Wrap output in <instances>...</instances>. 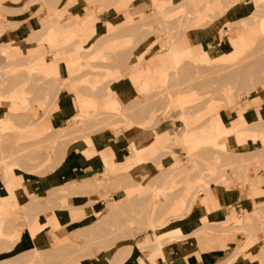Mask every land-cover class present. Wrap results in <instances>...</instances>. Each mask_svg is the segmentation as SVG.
I'll list each match as a JSON object with an SVG mask.
<instances>
[{"label":"rangeland","instance_id":"obj_1","mask_svg":"<svg viewBox=\"0 0 264 264\" xmlns=\"http://www.w3.org/2000/svg\"><path fill=\"white\" fill-rule=\"evenodd\" d=\"M207 1L211 0H81L80 11L92 15L89 27V15L73 20L62 12L66 0H60L55 9H50L56 6L54 1L41 0L48 14L38 30L25 40L0 42L3 185L2 172L8 168L15 187L21 185L24 175L54 170L75 141L92 148L94 143L101 146L103 140L113 137L121 140V145L127 144L129 151L125 159L122 148V156L113 161H126L106 166L103 174L33 196L20 207L14 202L5 204L0 238L8 245L0 251V264H94L91 261L96 257L100 258L95 264H118L122 258L119 264H123L133 249L140 264H151L164 242L185 236V228L180 226L163 230L182 219L211 183L228 192L233 187L247 189L252 200L239 215L232 211L214 228H202L231 240V255L216 264H264V198L259 190L264 179L257 172L258 168L264 171V118L252 124L242 120L246 109L264 100V0H231L237 1L231 6H226L228 0H220V6L213 9L203 5ZM238 5L244 7L243 14L227 17ZM119 12L121 18L111 29L102 24V17L98 21V13ZM212 14L220 28L207 34L204 25L211 22ZM3 19L0 14V33L5 26L13 27L2 25ZM250 27L252 41L235 54L215 59L214 54L208 58L205 54L198 62L187 58L185 52L173 61L171 45L180 49L189 33L212 35L215 43L205 38L196 44L211 51L220 40ZM21 45H33V52L20 53ZM237 46L236 41L228 43L231 49ZM38 64H46V68L57 64L59 71L44 73ZM150 80L155 85L150 87ZM62 94L69 100L72 97L74 114L60 126L36 133L34 130L42 128L40 119L57 106ZM166 122L172 125L169 137L162 140L167 143L143 154L140 165L133 163L132 149L122 141L124 131L133 127L149 133ZM232 124L244 128V133L241 129L238 135ZM210 127L213 136L205 138V129ZM247 128H257L259 134H247ZM146 161L158 162V170L144 172L141 177L128 172L130 166L140 167ZM115 191L118 200L107 201L104 210L81 222L87 227L64 237L53 236L50 242L39 241L36 225L46 224L44 218L59 215L61 210L70 214L74 209L70 197L99 192L104 199ZM180 197L184 206L176 211L172 206ZM8 208L23 214H10ZM70 216L69 222L74 224L69 229H74L79 218ZM46 225L55 228L60 221L54 217V223ZM6 227L9 231L2 233ZM193 234L199 237L198 231ZM134 237L138 240L133 244ZM18 241L24 249L17 247ZM147 242L155 246H147ZM145 249H149L147 258L141 253ZM246 250L251 252L247 260L236 262V255Z\"/></svg>","mask_w":264,"mask_h":264},{"label":"crops","instance_id":"obj_2","mask_svg":"<svg viewBox=\"0 0 264 264\" xmlns=\"http://www.w3.org/2000/svg\"><path fill=\"white\" fill-rule=\"evenodd\" d=\"M56 3V6H50V9L57 8V4L60 0H51ZM81 0H66V5L63 13L71 15L73 20H76L80 17H85L87 15L90 16V19L87 21L86 25L90 27V22L92 20V15L90 13H82L81 10ZM228 0L226 6L233 5L237 1ZM211 2V3H210ZM25 4H28V6ZM220 4V0H211L205 2L203 5L206 8L213 9L216 8L217 5ZM220 6V5H219ZM225 6V7H226ZM83 8V7H82ZM204 8V11L206 10ZM243 6L238 5L232 8L231 16L230 14L227 17L238 18L239 15L243 14ZM0 9L4 16V19L1 21L2 25H11L12 28L5 26L3 32L0 33V42H17L21 40L27 39L25 36H29L35 30H38V26H40V22L42 18L47 17L48 10L44 8L41 0H0ZM200 9V7H198ZM197 9V10H198ZM221 11V10H220ZM220 11H215L218 14ZM223 12V10H222ZM206 13V12H205ZM207 14V13H206ZM215 14V15H216ZM213 15V16H212ZM211 15V22L205 21V32L207 34L218 31L220 28L217 25L219 22L213 21L215 15ZM100 17H102V24L107 26L108 29L113 28V23L118 21L121 18V13L117 14H109L102 15V13H98L97 18L100 21ZM225 19V18H223ZM217 26V27H216ZM93 29V28H92ZM205 32L196 31L194 33L188 34V40L184 45L177 49L174 45H171L170 52L171 56L183 54L188 52L187 58H191L196 61H201L209 55L213 56L214 59L217 57H226L231 54H235L239 47L249 44L252 41L253 37V28L244 29L235 33L234 35H230L226 39H222L218 42L217 46L213 48L211 51H208L206 47L201 49L196 45L197 42L205 40L210 41V43H215L213 41V37L207 35ZM241 39V41L239 40ZM230 40L236 41L238 46L235 48H229L228 43ZM29 45V43H28ZM33 46V45H32ZM32 46H20L17 51L20 53H31L33 52ZM234 49V50H233ZM160 60V58H157ZM55 66L47 67L46 64H38L37 66L44 73L49 72H58L59 68L57 64H53ZM155 77L154 75L152 76ZM153 80H156L155 78ZM150 80L149 85L151 87L152 84L155 85V81ZM126 86V85H125ZM127 87V86H126ZM128 88V87H127ZM129 89V88H128ZM15 93V92H13ZM77 96H80L78 93L75 95V104L78 107ZM82 97V96H81ZM71 100V101H70ZM68 99V95L62 94L59 96L57 100V106L52 109L49 114L44 115L41 119L42 128L36 129V133L44 132L46 130L54 129L56 126H60L64 118H68L72 114L73 105L72 97ZM106 104V100L103 101V105ZM258 113L264 114V100H261V103L255 107H249V110L246 109L242 116L243 121H248V124L257 123L258 119L264 118L263 116H257ZM239 121V120H238ZM221 126L226 129L221 121ZM231 126H236L237 134L239 132L244 131V128H239L236 124H232ZM229 126V127H231ZM172 125L169 123H161L158 124L153 132L143 133L140 132L138 128H131L124 131V143H128L132 149L133 153V163H139L143 154H145L148 150H154L159 146H164L168 140L162 141L164 138L169 137V132L171 130ZM256 131V132H255ZM247 134L258 135L259 129L252 128L246 129ZM153 133V135H152ZM244 133V132H243ZM264 136V132L262 134ZM204 136L212 137V127L205 129ZM175 140L179 142V138L176 137ZM95 146L92 148L84 145L83 143H79L78 141L72 142L73 146L70 152H66L64 157L59 160V164L56 166L54 170L44 174H27L22 177L21 185L15 187L13 180L9 175V168L6 171L2 172L4 176V185L2 181H0V215L5 214V204L13 203L17 206H23L27 202L32 200L33 196H41L50 192L53 189L58 187H62L67 184H73L76 182L80 183L82 180H88L93 176H98L103 174L106 170V166L111 168L112 166H116V164H120L125 162L126 160H117L113 161V159H118L122 155L121 150L123 148V155L125 159L129 158V151L127 150V144L124 146L121 145V140H113V137H109L106 140H103L101 146ZM72 147V146H71ZM102 147V148H101ZM139 150L138 155L135 154L134 149ZM256 150H252L255 152ZM173 152L176 153L173 149ZM178 153V152H177ZM112 155V157H109ZM105 162V165L103 163ZM140 165V163L138 164ZM137 166V165H134ZM159 163H154L153 161H146L140 167L130 166L128 172L132 171L134 176H142L145 172H151L153 170H158ZM257 172L259 173V177L264 179V171L261 172V169L258 168ZM208 192L199 193L198 197L195 198L193 204L190 209L182 216V219H179L177 223L166 230H170L175 226H180L185 228L184 237H176L171 241H166L162 245L160 251L157 250V255L151 260V264H216L217 262L225 255L229 253L231 246V240L227 237L217 236L214 234H210V231H203L202 228L206 229L207 226L210 228H214L215 224L223 222L226 218H229L232 211L239 215L243 210H247L248 207L252 205V200L247 196L245 190H240L238 187L231 188V191L228 192L227 188L222 187L221 185H214L211 183L208 188ZM262 194L261 198H264V183L260 186L259 189ZM117 196V191L111 192L107 198L102 199L100 197L99 192H91L87 194H77L73 197H70V201L74 209H71L69 214L68 210H61L59 215L54 214L48 218H44L46 224L54 223V217L60 225L51 228L50 225L46 224H37L35 227L36 236L40 237V239L45 240V242H50L53 240V236L59 234L60 237L66 236L69 232L78 231L87 227V225H83L81 222H86L85 220L91 219L95 214H99L101 210H104L106 207L107 201H115ZM184 206V200L182 197L173 204L172 207L178 211L182 209ZM8 212L10 214H18L22 216L23 213L17 209L8 208ZM75 216V218H79L76 223L81 225H76L74 229H69L72 222H69V217ZM45 228L43 229V227ZM10 228H3L2 233H7ZM197 232L199 237H197L193 232ZM27 232V231H23ZM20 233V237L22 233ZM212 233V232H211ZM223 235V234H222ZM19 237V239H20ZM142 238V237H140ZM156 238V237H155ZM138 240L137 237L133 238L134 242ZM142 240H144L142 238ZM149 240V238H147ZM157 240V239H156ZM242 240V239H240ZM141 242V241H139ZM8 245V242L5 239L0 238V251L3 250ZM241 245V244H240ZM239 245V246H240ZM31 246V245H30ZM134 246V245H132ZM147 246H155L153 242H147ZM19 249H24L22 245L17 244ZM233 248V247H232ZM134 252H130V255L126 257L123 264H140V260H137L138 252L134 249ZM145 258L149 255V249L142 250L141 252ZM231 255V252L229 253ZM248 255H251L250 250H246L245 252H240L236 255V262L241 263L247 260ZM97 256V255H96ZM99 258H93L91 263H99ZM123 259V258H122ZM118 261V264L121 260ZM112 260V259H111ZM143 261V260H142Z\"/></svg>","mask_w":264,"mask_h":264},{"label":"bare ground","instance_id":"obj_3","mask_svg":"<svg viewBox=\"0 0 264 264\" xmlns=\"http://www.w3.org/2000/svg\"><path fill=\"white\" fill-rule=\"evenodd\" d=\"M186 53H188V52H186ZM187 55V54H186ZM174 61H177L178 59H179V55H175L174 56ZM179 100V99H178ZM178 103H180L181 104V102H178ZM179 106V105H178ZM181 108H183L182 106H181ZM180 110V109H179ZM75 118L73 117L72 118V121L74 120ZM182 119V118H181ZM183 132V134H185V132L184 131H182ZM229 135V134H228ZM205 138H212V137H209V136H205ZM225 138V137H224ZM186 147H188V144H187V146ZM138 153H139V150H137V151H135V154L136 155H138ZM106 172H108V171H106ZM106 174V173H105ZM106 176H108V174H106ZM178 226H175L174 228H172V229H170V230H173V229H175V228H177ZM169 230H167V231H164V232H168Z\"/></svg>","mask_w":264,"mask_h":264}]
</instances>
